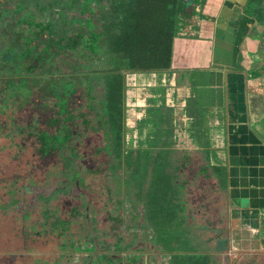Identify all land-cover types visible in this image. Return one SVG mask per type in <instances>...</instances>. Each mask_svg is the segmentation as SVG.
Listing matches in <instances>:
<instances>
[{"label": "flooded vegetation", "instance_id": "flooded-vegetation-1", "mask_svg": "<svg viewBox=\"0 0 264 264\" xmlns=\"http://www.w3.org/2000/svg\"><path fill=\"white\" fill-rule=\"evenodd\" d=\"M120 3L121 0L109 3L100 0L98 5L94 0H0V264H74V258L79 256L84 257V263L76 264H109L106 260L109 258L113 264H138L135 263L138 261L139 264H181L185 255H193V264L204 256H208L210 264H238L244 260L231 258L227 253L229 226L223 207L212 208L204 215L198 205L201 201L193 194H188L195 202L191 205L194 209H188L189 218H195L194 225L202 227V234L209 236L203 240L209 250H201L200 244L194 246L195 250H186L177 243L185 240L184 235L170 232L164 212L153 216L159 228L165 226L162 228L165 232L158 234L152 225L151 204L147 192L141 189L144 180L150 177L155 154L145 148L149 158L138 159V147L124 144V112L120 131L112 128L108 115L107 80L113 72L102 48H105L107 17L112 14L110 5L117 8ZM60 47L66 48L71 58L61 72L57 70ZM76 56L92 65V73L103 76L106 131L101 136L110 137L113 174L101 170L76 138L92 126L91 116L85 111L91 109L88 101L82 103L85 90L82 84L80 88L72 87L68 104L71 107L62 105L65 110L62 118L53 116L41 126L37 115L27 118V113L22 111L26 104L35 101L57 110L58 90L43 99L35 91L40 85L46 91L56 90L57 73L82 74L74 67ZM9 66L11 70L7 69ZM88 75V72L82 74L89 79ZM77 95L82 97L78 103L75 102ZM16 100L20 102V109L15 106ZM16 118L29 120L27 124L22 123L28 128L25 134L15 125L17 122L13 123ZM64 149L72 150L71 154ZM174 161L179 162L177 157ZM47 171H51L54 180L45 179ZM185 172L179 168L176 175L183 179L193 176L189 173L186 177ZM205 177L206 191L198 195L208 201L216 194L213 183ZM58 184L67 186L68 193L56 195L61 192L56 190ZM127 184L132 187L134 201L125 199ZM180 184L179 180L176 185L182 193L185 185ZM114 187L120 188V192L114 191ZM59 204L62 208L57 214ZM28 208L32 209L30 214ZM153 208L158 210L156 206ZM80 220L85 232L77 234L75 225ZM202 220L206 222L204 225H196ZM189 221L185 229L194 222ZM218 239H222L225 249L219 248ZM145 249L152 253H145ZM64 252L71 255L62 259Z\"/></svg>", "mask_w": 264, "mask_h": 264}, {"label": "crops", "instance_id": "crops-1", "mask_svg": "<svg viewBox=\"0 0 264 264\" xmlns=\"http://www.w3.org/2000/svg\"><path fill=\"white\" fill-rule=\"evenodd\" d=\"M133 79L147 148L163 144L195 179L183 199L206 176L218 197L209 207L228 217L227 253L264 264V0H182L170 68ZM199 231L194 242L204 243Z\"/></svg>", "mask_w": 264, "mask_h": 264}, {"label": "trees", "instance_id": "trees-1", "mask_svg": "<svg viewBox=\"0 0 264 264\" xmlns=\"http://www.w3.org/2000/svg\"><path fill=\"white\" fill-rule=\"evenodd\" d=\"M99 2L100 0H94L95 5H98ZM107 2L109 3L110 0H107ZM181 4L182 0H121L120 6L117 8L110 5L112 14L107 17L108 26L105 30V48H102V54L109 61L110 71L113 72L107 80V107L109 118L112 119L111 125L113 129L116 130L118 128L120 131L123 121L125 101L123 72L148 73L166 71L170 68L173 41L176 36V20ZM28 50L31 52L32 48H28ZM67 51L66 48L62 47L59 49L57 69L59 72L67 67L71 59ZM62 56L64 58H61ZM47 64H50L49 61ZM158 132L162 134V130H158ZM159 146L156 149L152 163L156 167L158 174L155 176L156 181L154 184L172 185L170 174L173 173L172 177L176 176L179 168H182L181 165H178L181 162L171 161L169 150L162 147L163 144ZM147 150L138 148V155L142 154V156H145L148 152ZM166 169H171L172 172L167 174L165 173ZM187 181L189 182L190 180L183 179L180 185H185ZM202 187H196V191L200 189L202 193ZM180 192L178 190L179 195H172L179 202L181 201L179 197L183 198V195H181L183 192ZM187 197L191 196L187 194L186 199ZM186 199H183L182 202ZM158 200L154 199V205L158 207L159 214L163 212L170 213L169 221L167 220L170 223L174 214V211L172 212L171 210L173 208H166L163 201L157 202ZM204 201L205 204L203 208H200V211L203 214L204 212L207 214L212 209L208 207L210 206L209 199ZM193 209L189 207V210L192 211ZM165 215L167 217V214ZM191 220L194 222L190 224L189 228L196 229L197 226L194 225L195 218H191ZM175 233L179 236L183 234L185 240H189L184 232L178 230ZM185 240L177 241V243L183 245L186 250H195L192 242L189 240L190 244L187 245L183 242ZM220 240L221 246L225 249L222 239ZM192 247L193 249H191ZM192 258L193 255H185V264H193L195 260ZM106 260L107 263L113 264L110 258ZM184 262L181 264H184ZM197 264H210L208 256L199 259Z\"/></svg>", "mask_w": 264, "mask_h": 264}, {"label": "rangeland", "instance_id": "rangeland-1", "mask_svg": "<svg viewBox=\"0 0 264 264\" xmlns=\"http://www.w3.org/2000/svg\"><path fill=\"white\" fill-rule=\"evenodd\" d=\"M36 32H38V30H36ZM33 34H35V33H32V35ZM10 56L11 55H7V57H10ZM74 60H75L74 67L78 68V69H76V71L79 72L78 70H80L83 73L88 72L90 74V75H88V77H90L89 79L86 78L87 75L82 76L83 73L79 74V75L76 73H74V74L63 73L66 75H63L61 73H57L56 77L58 78V82H57L58 87L55 88L56 90L52 89L51 91H48V90L46 91V90H44V86L40 85L41 86L40 89H37V91H35V94L39 95L38 98L43 99L45 97V95H49V94L51 95L52 92H55L58 90L57 97L60 101H59L57 110L53 111L52 108L47 107L44 103H41V101L40 102L35 101L34 103H31V104L27 101L29 103V104H26V106H25V107H27V109L25 110L24 109L25 107H24V108H22V111L23 112L25 111L27 113V115H26L27 118H29L32 114L37 115L36 119L39 121V123H41V126H43L45 121L51 119V117H53V116L57 115V116L62 118L65 116V110H63L62 105L69 106L68 104L70 102V99H72V97H71L72 92H73V91H71L72 87L73 86H75V87L79 86V88H80V85L82 84L83 90L85 89L83 92L84 95L82 96L84 99L82 101V103L88 101L87 106L92 109V110L91 109L85 110L91 116V120L89 121L87 119V121L92 122V126H89V128L86 130V132L84 134L78 133L76 138H77L78 142L80 143L79 145L82 144L81 148L88 153V156H90V158L92 160H94L96 163L99 164V167L101 170H104L108 173L113 174L115 169L113 167L114 162H113V159L111 157L110 137L108 136V134H106L107 135L106 137L101 136V133H105V131H106L104 129V128H106L105 127L106 126V124H105L106 114L104 113L105 108L103 106V103H104L103 92H104V87H105L103 85V78H102L103 76L101 73H96V72L92 73V71H93L92 65L89 64L88 61H84L83 58H81L80 56H76L74 58ZM11 67L12 66H9V67H7V69L11 70ZM123 74H124V86H125V88H124L125 101H124V122H123V128H122L123 129L122 130V137L124 140V144L126 146H130V145L133 146V144H134L136 147H138L140 145H143V143L145 142L146 145H143V148H140V149H145L148 147L147 146L148 142L151 139V138L149 139V133L152 132V129H151V127L146 128V126H143L140 128L139 123L136 122L137 117H136L135 113H136L137 109L135 106L138 103L137 102L138 98L137 97L134 98L135 93L139 92L140 83H142V82H140V80L138 82L136 80L134 81L133 78L135 76V73L126 74L125 72H123ZM84 77L86 79H83ZM139 79H141V78H139ZM84 82H87L85 84L86 86L84 85ZM0 85L2 86L1 81H0ZM0 88H2V87H0ZM38 88H39V86H38ZM80 91H82V90H80ZM77 96L79 97V99H77L78 97L76 98V101H75L76 103H78L80 101V99L82 98V97H80V95H77ZM132 97L134 98V100L132 99ZM144 97L145 96H143V98ZM15 106H16V108L20 109V107H21L20 102L16 100ZM69 107H71V106H69ZM65 118H67V117H65ZM77 120L79 121V119H77ZM85 120L86 119L84 118V121ZM28 121L29 120H20L19 118H16V120L13 119V123L15 124V122H17L15 125H18L23 130L24 134H25L26 130L28 131V128L23 126L22 123L27 124ZM139 130H140V135H137V132ZM69 147L71 149L73 147L72 144L69 145ZM64 151H65V153L69 152L70 154L72 152V150L67 151L66 149H64ZM109 158H110V161H109ZM144 158L148 159L149 154L146 153ZM138 159H142V154L138 156ZM151 171L152 172H150V177L148 179L144 180V184H142L141 190H145L147 192L146 193L147 200L149 201V204H151L150 213L152 215L150 217H152V219H154L152 222V225L154 226L155 231L158 234H160L161 232L162 233L165 232V230L162 229L165 226H163L162 228H159V225L157 224L158 222H157L156 216H153L155 214H159V210H156V208H153L155 206L154 205V199H159L157 202H160V200H162L164 203V206L166 208H170V209L173 208L171 210H172V212L174 211L175 215L173 214V217L170 220L171 222L168 225V227L171 228L170 232L175 233L178 230H180L181 232L184 231L187 233L188 239L192 242V244L194 246L198 247V244H200L201 246H199V247L202 248L201 250H209L207 247L208 245L205 242L204 243L194 242V239L192 236L200 234L199 228H196V229H190L189 227L186 229L184 228V225H188V222H190L189 220L191 219V218H189V216H191V214H190V211L188 210L190 205H191L190 203H192V202L195 203V202L193 200H191L192 202H188V201L182 202L183 198H181V201L179 202L175 198H173V196H172V195H179L178 186L176 184H177V182H179V180H180V182H182L183 177H181L180 175H176V176L172 177L173 176V173H172V174H170L172 185L163 186V184H154L156 181L155 176L158 175L156 167L152 166ZM171 172H172L171 169H166V171H165V173H167V174L171 173ZM44 176H45L46 180H47V178L49 179V181L54 180L53 174L51 173V171H47ZM187 179H189L191 181L195 180L194 178L193 179L187 178ZM57 188L58 189H56V190H59V189L61 190V192L60 191L56 192L57 193L56 195H58L59 197H61L60 195H62V194L68 193L67 192L68 188L64 184L63 185L58 184ZM113 189H114V191L116 190V192H120V188L114 187ZM124 194H125V199H128L129 201L135 200L132 187L129 184L124 186ZM191 194H193L195 196L196 200H198V199H199V201L205 200L202 195L199 196L197 194V192L195 191V188ZM69 197L71 198V196H69ZM179 199H180V197H179ZM177 203H181V205L176 206ZM57 207L58 206H56V212L58 209L62 208V205L59 204V207L58 208ZM31 211H32V209H30V208L27 209L28 214H30ZM57 214H59V213L57 212ZM165 214H167L166 220H168L170 213L165 212ZM179 221L181 223H178ZM76 222L77 223L75 225V231L77 232V234H78V232H81V231L85 232V229L81 226L82 220L76 221ZM202 222H203V220H202ZM204 223H206V222L204 221ZM168 227H167V229H168ZM88 229H90V227H88ZM86 231H87V229H86ZM201 236H202L204 241L209 237L207 234H205V235L202 234ZM189 240H185L183 242L185 244L189 245L190 244ZM218 241H219V239H218ZM205 246H206V248H204ZM218 246L221 249V243L220 242H218ZM200 248H198V249H200ZM147 249H145L144 252L147 254L148 253L151 254L152 250H150V249L147 250ZM191 249H193V247ZM75 251H77V250H73L74 253H76ZM49 252H51V251H49ZM43 254L47 255V252H44ZM69 255H71L69 252L68 253L64 252L60 257L63 259ZM77 258H80V259H77ZM139 259H141V258H139ZM74 260H75L74 264H76L77 262L84 263V257L83 256L76 257V258H74ZM137 261H138V259H137ZM135 263L139 264V261L135 262ZM58 264H62V263L60 262ZM123 264H124V262H123Z\"/></svg>", "mask_w": 264, "mask_h": 264}, {"label": "water", "instance_id": "water-1", "mask_svg": "<svg viewBox=\"0 0 264 264\" xmlns=\"http://www.w3.org/2000/svg\"><path fill=\"white\" fill-rule=\"evenodd\" d=\"M220 242V241H219ZM221 243V242H220ZM221 245H222V243H221ZM222 247V246H221Z\"/></svg>", "mask_w": 264, "mask_h": 264}]
</instances>
